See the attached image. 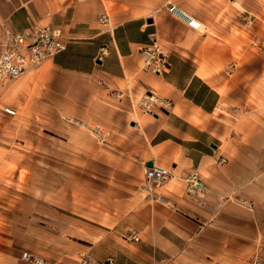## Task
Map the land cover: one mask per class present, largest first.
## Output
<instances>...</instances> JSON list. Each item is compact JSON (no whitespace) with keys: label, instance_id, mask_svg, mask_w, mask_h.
Masks as SVG:
<instances>
[{"label":"crops","instance_id":"obj_1","mask_svg":"<svg viewBox=\"0 0 264 264\" xmlns=\"http://www.w3.org/2000/svg\"><path fill=\"white\" fill-rule=\"evenodd\" d=\"M112 1L115 18L105 0H0V53L4 25L20 32L50 27L66 41L55 57L0 80L1 99L17 79L40 72L43 96L106 128L111 139L96 156L72 146L52 152L64 158L70 181L64 200L56 199L45 222L39 216L25 225L16 214L14 227L3 212L0 264H32L25 252L50 264H80L86 254L98 264L264 259V117L255 114L264 109V6L256 9L254 35L242 39L246 44L234 59L235 47L226 40L233 26L250 27L249 11L236 14V24L215 0ZM170 4L192 14L202 29L170 14ZM154 43L168 56L167 73L144 69L143 51ZM226 59L236 61L230 73ZM151 92L172 109L144 113L135 102ZM224 103L226 115L219 113ZM3 106L0 114L12 123L17 109ZM150 164L174 175L151 195L144 190ZM194 175L203 191H189ZM133 234L138 242L126 240Z\"/></svg>","mask_w":264,"mask_h":264},{"label":"rangeland","instance_id":"obj_2","mask_svg":"<svg viewBox=\"0 0 264 264\" xmlns=\"http://www.w3.org/2000/svg\"><path fill=\"white\" fill-rule=\"evenodd\" d=\"M105 4L110 16L115 18V2L105 0ZM215 5L221 13H230L234 22L238 13L249 11L253 15L252 19H248L251 21L250 27H243L247 32L235 22L237 26H233L234 33L226 40L235 47L233 58L238 59L241 46L246 44L242 39L247 41L254 35L257 26L254 23L256 9L264 6V0H215ZM235 63L233 59L224 61V70L230 73L237 67ZM40 75V72L34 71L17 79L18 82L11 85L13 87L10 94L4 99L0 96L2 104L5 102V105H13L17 109V114L11 119L12 123L6 120L5 115L0 114V216L3 212L9 214V224L15 225L14 227L17 222L16 214H21L22 219L19 221L25 225L39 216L44 222L48 221L49 210L56 199L64 200L63 190L67 183L70 185V181L65 178L64 158H56L52 154L54 150L63 153L65 146H72L77 153L85 152L96 156L98 149L108 148L111 141L106 137L109 133L106 128H99L100 125L93 122L81 121L64 107L43 96V75ZM10 82L12 81L6 80L3 83L9 85ZM139 100L137 98L135 103ZM2 104L0 105L3 106ZM226 106L224 103L219 113L226 115ZM256 113L264 117L262 107L256 108ZM22 200L25 203L19 205ZM41 206L45 208L42 210L43 214L39 213ZM85 256L93 257L91 254Z\"/></svg>","mask_w":264,"mask_h":264},{"label":"built area","instance_id":"obj_3","mask_svg":"<svg viewBox=\"0 0 264 264\" xmlns=\"http://www.w3.org/2000/svg\"><path fill=\"white\" fill-rule=\"evenodd\" d=\"M168 12L184 22L190 29L200 31L202 24L189 12L170 4ZM107 15L103 16L106 21ZM2 52L0 53V80L4 78H17L24 75L27 71L38 67L43 61L51 59L66 49V41L60 30H54L50 27H33L25 31H14L4 25L1 37ZM104 52L98 59H102ZM144 69L155 75L167 73L171 65L168 56L163 52L161 47L154 43L152 47L143 51ZM119 99L123 98L120 91L114 92ZM137 105L144 113L154 115L157 108L165 111L172 109L173 105L167 99L157 96L155 93H147L141 97ZM102 132V131H101ZM225 162V159L221 160ZM174 178L170 169H165L156 165L146 168L144 190L151 195L155 189L163 183ZM191 186L189 191H203L200 180L196 175L191 177ZM126 240L138 242L140 239L136 234L130 235ZM23 259L32 264H50L39 258L31 257L27 252L23 253ZM80 264H98L90 256H84ZM249 264H264V259H255Z\"/></svg>","mask_w":264,"mask_h":264},{"label":"water","instance_id":"obj_4","mask_svg":"<svg viewBox=\"0 0 264 264\" xmlns=\"http://www.w3.org/2000/svg\"><path fill=\"white\" fill-rule=\"evenodd\" d=\"M151 166H152V164L149 165V167H151Z\"/></svg>","mask_w":264,"mask_h":264}]
</instances>
